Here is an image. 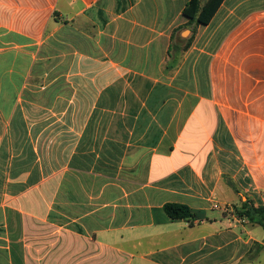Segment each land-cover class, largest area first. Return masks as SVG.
Here are the masks:
<instances>
[{
	"label": "crops",
	"instance_id": "0c3cea01",
	"mask_svg": "<svg viewBox=\"0 0 264 264\" xmlns=\"http://www.w3.org/2000/svg\"><path fill=\"white\" fill-rule=\"evenodd\" d=\"M188 1L0 0V264H264V0Z\"/></svg>",
	"mask_w": 264,
	"mask_h": 264
},
{
	"label": "trees",
	"instance_id": "16d2710c",
	"mask_svg": "<svg viewBox=\"0 0 264 264\" xmlns=\"http://www.w3.org/2000/svg\"><path fill=\"white\" fill-rule=\"evenodd\" d=\"M223 2L224 0H205L202 4V0H189L183 13L188 19V23L207 25L214 18ZM194 37L195 35L189 39L187 46L193 42ZM164 211L172 220H191L193 218L191 209L184 204L166 203ZM237 213L240 217L257 223L264 228V206H250L246 202Z\"/></svg>",
	"mask_w": 264,
	"mask_h": 264
},
{
	"label": "built area",
	"instance_id": "2783aa9c",
	"mask_svg": "<svg viewBox=\"0 0 264 264\" xmlns=\"http://www.w3.org/2000/svg\"><path fill=\"white\" fill-rule=\"evenodd\" d=\"M213 208L215 210H224L225 212L229 211L230 210V207L228 205H225L223 208L219 205V204H215L213 206ZM246 219L242 218V219H239L240 222H244Z\"/></svg>",
	"mask_w": 264,
	"mask_h": 264
},
{
	"label": "rangeland",
	"instance_id": "374dc122",
	"mask_svg": "<svg viewBox=\"0 0 264 264\" xmlns=\"http://www.w3.org/2000/svg\"><path fill=\"white\" fill-rule=\"evenodd\" d=\"M185 41H186V40H185ZM185 41H183V40H182V41H180V43L184 44V43H185ZM222 208H223V207H222Z\"/></svg>",
	"mask_w": 264,
	"mask_h": 264
}]
</instances>
